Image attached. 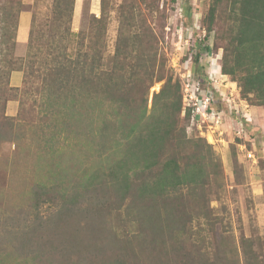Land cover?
Masks as SVG:
<instances>
[{"label":"trees","instance_id":"trees-1","mask_svg":"<svg viewBox=\"0 0 264 264\" xmlns=\"http://www.w3.org/2000/svg\"><path fill=\"white\" fill-rule=\"evenodd\" d=\"M137 1L161 17L158 0ZM74 4L54 0L56 36L44 52L30 35L21 59L14 53L22 5L0 8V143L16 139L15 118L5 111L18 98L17 119L41 133L46 173L56 178L35 187V207L44 199L49 214L26 226L32 236L20 247L19 264H223L202 254L195 260L181 239L190 237L200 216L209 218L207 195L222 164L204 138L187 135L192 109L183 107L180 84L159 54L161 36L134 2L120 5L114 52L106 55L104 0L101 16L89 15L77 33L70 31ZM223 4L211 0L208 33ZM225 12L231 29L216 36L223 42L220 71L237 84L242 99L264 111V0H229ZM71 42L76 47L69 51ZM14 72L23 75L21 89L10 85ZM160 81L148 108L149 90ZM31 91V107L41 110L36 108V120L25 119L33 109L21 101ZM74 170L76 180L70 178ZM74 217L71 236H61L52 219ZM250 247L245 264H262ZM180 250L187 256L168 259ZM0 264H7L4 257Z\"/></svg>","mask_w":264,"mask_h":264},{"label":"rangeland","instance_id":"rangeland-1","mask_svg":"<svg viewBox=\"0 0 264 264\" xmlns=\"http://www.w3.org/2000/svg\"><path fill=\"white\" fill-rule=\"evenodd\" d=\"M223 1L219 17L212 25L213 30L208 33L207 14L211 0H158L160 18L149 13L137 0H104L106 55L114 52L118 7L134 2L142 18L153 25L161 36L159 54L165 58L168 74L180 84L183 99L187 97L183 107L192 108L189 101V95L195 97L192 85H196L199 96L203 91L215 93L214 113L207 116L206 121L192 115L187 135L204 138L212 146L222 164L221 178L211 186L207 195L209 218L200 216L189 229L190 237L185 235L181 239L186 241L185 249L193 251L195 260L199 257L202 260L204 256L223 264H231L228 262L233 260L236 264H245L244 252L249 251L248 245H251V251L264 264V111L261 107L252 106L254 100L242 99L237 84L220 71V47L223 42L218 41L216 36L231 29L225 12L229 0ZM10 2L15 3V8L19 3L22 5L14 56L18 59L25 57L30 35L35 39L34 45H42L45 52L47 40L56 36L55 27H52L54 0H0V8ZM99 8L100 4L93 6L91 0H83L79 5L75 0L71 33H77L89 15L100 17ZM89 27L87 24V29ZM75 45L74 42L68 44V50H74ZM196 57L198 61L194 63ZM210 72L215 76V82L209 79ZM22 76L21 72L12 73L10 85L21 89ZM187 80L190 86L186 90ZM163 83L156 82L150 88L148 108L153 93H157ZM34 93H22L21 101H24L25 109H33V117L27 113L25 119L39 118L36 113L37 109L41 110L31 107ZM19 104L18 98L8 101L5 111L6 116L15 118L16 139L0 143V258L4 257L7 264L20 263L19 256L24 253L20 247L32 236V233L25 234L28 230L26 226L38 223L42 216L49 214L44 199L40 200L43 203L41 206L35 207L38 203V200L35 203L37 183L50 184L56 179L46 173L49 163L43 159V145L37 141L41 133L37 130L34 135L28 127L22 126V123L26 124L24 120L17 119ZM234 107H237L238 113L231 112ZM217 112L220 115H215ZM248 152H252L254 158H249ZM85 158H82L84 166L90 163ZM70 175L72 180H76L75 170ZM76 222V217L61 222L52 219L53 225H59L61 236L66 237L71 236L68 226ZM111 223L114 224V221ZM34 232L38 234L40 228ZM186 256L187 253L180 250L178 255L170 254L168 259L178 257L182 260Z\"/></svg>","mask_w":264,"mask_h":264},{"label":"built area","instance_id":"built-area-1","mask_svg":"<svg viewBox=\"0 0 264 264\" xmlns=\"http://www.w3.org/2000/svg\"><path fill=\"white\" fill-rule=\"evenodd\" d=\"M212 72V71H211ZM210 72V73H211ZM209 73V79L213 82H215V76L213 77V74L211 75ZM190 86L189 81L187 80V83L185 85V89L187 90V88ZM193 86V94L195 97H193V95H189V101L192 105V114L198 119L202 120V121H206L207 116L211 115L213 112L212 109V104L214 102V94H212L210 91H206V92H201L202 95L199 96L196 94V92L198 91L197 87L195 88L194 85ZM196 94V95H195ZM187 101V97L184 96L183 102L186 103ZM237 107H234L233 111L231 112H235L238 113L237 111ZM215 115H220L219 112L215 113ZM248 157L249 158H254V154L252 152H248Z\"/></svg>","mask_w":264,"mask_h":264},{"label":"crops","instance_id":"crops-1","mask_svg":"<svg viewBox=\"0 0 264 264\" xmlns=\"http://www.w3.org/2000/svg\"><path fill=\"white\" fill-rule=\"evenodd\" d=\"M83 0H76V2H77V5H79L80 4V2H82ZM92 1V3H93V6H98V4H99V0H91ZM76 9H77V7H76ZM96 8H95V12H96Z\"/></svg>","mask_w":264,"mask_h":264},{"label":"clouds","instance_id":"clouds-1","mask_svg":"<svg viewBox=\"0 0 264 264\" xmlns=\"http://www.w3.org/2000/svg\"><path fill=\"white\" fill-rule=\"evenodd\" d=\"M214 75H216V73L214 72ZM214 94V97H215V93H213Z\"/></svg>","mask_w":264,"mask_h":264}]
</instances>
